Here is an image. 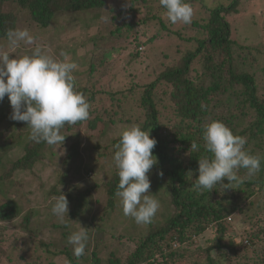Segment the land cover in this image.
Wrapping results in <instances>:
<instances>
[{"label": "trees", "instance_id": "16d2710c", "mask_svg": "<svg viewBox=\"0 0 264 264\" xmlns=\"http://www.w3.org/2000/svg\"><path fill=\"white\" fill-rule=\"evenodd\" d=\"M238 2L233 0L228 7L212 9L205 24H193L203 31L206 38L196 39L198 48L194 53L189 52L177 59V63L167 65L153 81L144 86L140 103L145 111L142 122L116 118L117 112L112 109V102H109L102 110L108 113L107 120L91 117L90 114L86 121L65 125L61 130L65 136L62 145L50 146L44 142L31 141L26 122L10 119L12 109L7 95L0 101V224H19L36 241L23 246L18 244V235L9 240L11 235L4 233L5 238L0 241V259L7 258L6 254L12 247L18 255L16 261L8 257L5 264H42L41 256H31L37 251L56 257L64 256L70 264H81L77 263L78 260L88 261L84 256L75 257L72 245L71 251L68 237L73 231L62 233L60 238L55 236L59 229L69 230L51 213L54 203L51 198L60 193L65 194L68 208L73 206V211L68 212L69 220L74 211L86 213L91 208L97 212L96 202L103 206L100 219L108 225L102 232L110 235L107 237L110 242L108 249L103 248L106 258L100 259L95 251L92 253L93 264H180L190 257L188 253L191 252L186 250L189 244L209 229L215 230L217 236L206 241V247L198 245L204 257L196 264H264V159L259 173L245 180L238 188L221 192L217 185L212 191L199 195L192 188L198 177V160L210 156L203 147L202 139L203 127L207 123L223 122L234 135L247 139L244 147L250 154L264 158V72L256 70L260 64V54L264 53V45L247 46L232 38L229 25L222 16L235 12ZM104 6L105 0H0V39L7 38V30L14 29L17 22H24L13 12L26 13L29 16L27 24L29 27L35 26L39 40L16 47L9 55L16 58L31 55L37 47L43 54L58 60L64 59L60 56L62 51L67 53L68 61L78 65L73 72L76 91L85 95L90 104L89 112H92L100 93L95 92L89 83L94 70L110 55L105 50L111 48L112 51H118L113 47L114 43L125 40L129 45V53L135 52L132 56L137 57L141 53L140 47L155 40L152 38L154 36L149 38V42L140 39L139 32L135 30L137 25L141 29L150 21L158 19L159 27L164 31L169 30L168 25L155 16H151L150 21L142 19L134 22L128 19V12L135 10L130 7L126 10V17L122 11L112 18L114 29L109 34L100 33L97 24L93 30L86 28L81 33L66 32L71 22L75 21L69 26L78 23V16L89 12L96 14ZM132 29L135 35L131 33ZM61 30L68 37V43H60L57 48H52L51 42L57 37L62 38ZM124 35H129L131 43ZM87 53L91 57L90 61L85 59L83 65L79 64V59L87 56ZM199 57L208 59L207 64L197 70L191 64ZM214 58L217 61L220 58L218 64L213 62ZM162 86L167 89L163 92L165 100L158 97ZM162 103L163 107L158 108ZM167 108L173 113V121L169 118L160 120L158 111ZM108 124L113 125L112 130L107 129ZM131 125L150 130V138L157 140L153 155L158 158V164L148 173L151 181L148 194L155 195L160 202L153 186L161 187L173 205L164 210H161V205L149 224H137L133 218L125 216L119 198L115 195L119 177L116 167L111 170L115 166L114 145L119 142L120 133ZM84 126L89 132L87 136L97 138L98 142L82 147V135H70V132H79L75 129ZM71 137L74 141L69 142ZM193 141L200 145V150L195 153L189 150ZM58 147L63 153L58 159L60 161L57 160ZM88 148L94 160L91 164L87 163L83 170L88 175L94 173L95 185L80 193L69 183L68 173L71 167L75 173L82 151ZM47 163H53L51 165L63 170L57 180H48L32 173V167L43 170ZM97 163L99 167L103 163L109 164V167L99 168ZM26 172L28 180L20 183L17 178ZM245 173L246 170L241 169L238 175L243 177ZM162 180H165V187ZM222 183L227 184V179H223ZM99 190H103L104 197L97 195ZM235 213L246 217L237 229V234L243 239L236 244L231 238L227 244H223L222 240L227 237L224 221L230 220L228 217ZM31 224L34 229H30ZM72 224L74 227L75 224ZM1 229L3 232L4 228ZM61 245L62 250H58Z\"/></svg>", "mask_w": 264, "mask_h": 264}, {"label": "rangeland", "instance_id": "374dc122", "mask_svg": "<svg viewBox=\"0 0 264 264\" xmlns=\"http://www.w3.org/2000/svg\"><path fill=\"white\" fill-rule=\"evenodd\" d=\"M232 1L233 0H187V2L191 4L194 12L192 22L188 25L182 23H170L165 15V10L159 5V0H146L138 2L136 0H105L104 8L96 12V14L95 12H89L78 16V23L69 26L71 23L75 22L73 21L66 27L67 33L77 31L81 33L86 28L93 30V28H95L97 24V28L99 25L100 33H103V35H105L106 33L109 34V32L114 29L112 18L116 17V15H118L122 11L125 15L124 17H126V10L130 7L135 8V10L128 12V19H131L134 22L141 21L142 19H147L148 21H150V17L155 16L160 18V20L162 19L163 22L169 27L168 31L162 30V28L159 27L158 19L153 20V22L150 21L146 27L141 29L137 25L135 27V30L139 32L140 39L147 42H149V38L151 36H154L152 38L155 39L152 43L146 44L145 47L143 46L144 49L140 50L141 53H139V56L137 55V57L132 56L133 54H135V52L133 54L129 53V45L125 43V40H117L114 43L113 47L115 49H118V51H112L110 50L111 48L105 50L107 51L105 53H110V55L103 61L101 66H98L96 70H94L91 82L89 83L92 85V88H94L95 92L100 93L99 95H97L93 111L90 112L91 117L97 116L99 118H102V120H107L109 118V115L108 113H104L102 111L103 108H105L103 106L108 105L109 102H112V109H115V111L117 112L115 115L116 118L122 117L123 120H131V122H142L144 119L143 113L145 111L142 110L140 103L143 90L145 89L144 86L153 81L159 71L161 72L162 70H164L167 65H173L177 63V59L185 56L189 52L194 53L198 48L196 39L200 38L201 40L206 38V36L205 34H203V31L199 30L198 26H195L193 24H205L210 17L209 13L212 9L218 6L228 7L232 3ZM13 13L16 14L19 20L24 21L17 22L14 29L26 28L29 30L30 34L33 35L34 42L39 40V33L38 30L34 28L35 26L29 27L27 24V18L29 16L26 13L19 11ZM92 14L94 15V18H92ZM222 17L228 23L229 32L231 33L233 39L247 46H260V44L264 45V0H239L236 11L232 13H225ZM83 23L86 26H84ZM59 32L60 35H62V38L57 37L55 40H53L51 42L52 48H57L60 43H68L69 39L67 36H65V32L63 30ZM92 33L95 34V31H92ZM131 33L133 35L136 34L133 29ZM175 33H178L179 36ZM88 34L91 35L90 33ZM129 35L124 36H126V38L128 39L127 41L131 43L130 37L133 36L130 35L129 37ZM25 45V43L20 42L19 46ZM262 47L264 48V46ZM4 48L6 49L5 51L9 52V54L13 53L16 50V48L13 49L9 47L7 38L0 39V51H3L2 49ZM79 48L83 49L82 47ZM208 51H210V49ZM260 55H262L260 56V64L259 67L256 68V70L259 71L260 69L262 72H264V58H262L264 56V53H261ZM96 56H98V51H96ZM90 58V55L87 53V56L83 58L81 57L79 59V64L83 65L82 62L85 59L90 61ZM207 59V57H205L204 59L203 57L202 59L200 57L196 58V60L191 64V67L199 70L200 66L202 67L203 65L207 64ZM219 61L220 58L218 59V61L217 58H214L213 60V62L217 64ZM83 83L85 84V82ZM166 91V87L162 86L158 91V97L164 99L163 92ZM110 92L112 93L111 95H109ZM163 105L164 103H162V105L158 108L163 107ZM158 113L161 121H164L166 118H169L172 121L175 119L174 116H172L173 113L170 108H167L166 110L162 109L158 111ZM117 120L118 119H116V121ZM112 128V124L107 125V129L112 130ZM75 130L79 132H70V135H77L78 133H80L82 135V139L80 138L81 142L83 143L82 147L91 146L92 144L98 142L97 138L87 136L89 132L85 126ZM72 140L74 141L73 137H71L69 142ZM81 149L83 150L84 148ZM20 153L21 152H19L18 154ZM62 155L63 153L59 148L57 151V160L62 157ZM184 157L185 156L182 155L183 160H185ZM93 160L94 159L92 156V151L90 148H88L86 149V151H82L81 161L79 162L78 167L75 169V173L72 167L69 170V183L73 184L76 187V191L80 193H82L85 189H88L95 185L93 180L94 173H91V176V174L88 175V173L83 170V167L87 163L91 164ZM51 164L47 163L45 166L46 168H44L43 170H40L37 166H34L32 167L31 171L32 173H36L42 178H47L48 180H53V178H55L57 180L58 176L62 173L63 170L60 167H56ZM101 167L107 169L109 167V164L103 163ZM114 167L115 166H113L111 170L114 169ZM27 173L28 172L18 177L17 180L20 183L28 180ZM162 183L165 187V180H162ZM153 189L155 190L157 196L160 198V205H162L161 210H164V208L166 207L173 206L171 205L169 198L164 195L163 188L153 186ZM103 194H105L103 190H99V192H97V195H101L102 197H104ZM22 206L25 210L26 207L24 203L22 204ZM30 207L33 206L31 205ZM102 207L103 206L100 202H96L97 212L96 210H92L91 208L86 213L81 211H74L71 219L68 221L67 218H65V221L63 222V224L67 225L69 230L59 229L56 231L55 236L57 238H60L62 233L64 232L78 231L79 225L86 229H89V240L86 246L88 250H85L86 254L84 255V259L86 257L88 261L78 260L77 263L93 264L91 261V255L94 251L97 253V257H99L100 259L106 258V253L103 251V248L108 249L107 245L110 241L107 237H109L110 235H108L106 232H102V230L107 229L105 225H108L100 219L101 212L103 211ZM70 211H73V206H70L68 208L69 213ZM251 213L252 212H250L249 214ZM228 218L230 220L226 219L224 221L227 231V237L222 240V243L227 244L228 239L233 238L235 243L237 244L241 239H243L240 234H237V229L242 226L241 223L245 221L246 217L235 213ZM19 222H21V220H19ZM72 223L75 224L74 227ZM32 224L30 226V229L35 228ZM2 227L6 232H2ZM4 233H8L11 235L9 237V240L15 235H18V237H16V239H19L18 244L23 246L28 243L36 242L34 239H32L30 233L23 231L20 228L19 224H0V241L3 240L2 238H5V236L3 235ZM132 233L135 235L134 232ZM216 236L217 235L215 234V230L209 229L198 238H196V240L194 239L195 242L189 244L188 248L186 249L191 252V254L188 253V256L190 257L181 261L180 264H196L197 262H199L200 258L204 257V253H202L203 251L201 250V248L198 249V245H201L202 247L204 245V247H206V241H210ZM136 241L137 240H135V242ZM69 247L72 251V246L69 245ZM223 247L225 248L226 246L223 245ZM62 248L63 246L61 245L58 247V250H62ZM13 249L14 247L9 250V252L6 254V257H10L12 261H16L18 259V255L14 253ZM213 254L215 255L216 253L213 252ZM31 256L34 258L41 256L42 264H66L67 261L64 256L56 257L53 255L45 254L41 251H37ZM7 258L4 257L0 259V261H2L0 262V264H5Z\"/></svg>", "mask_w": 264, "mask_h": 264}, {"label": "clouds", "instance_id": "9594fccd", "mask_svg": "<svg viewBox=\"0 0 264 264\" xmlns=\"http://www.w3.org/2000/svg\"><path fill=\"white\" fill-rule=\"evenodd\" d=\"M159 5L170 23L188 25L192 22L194 12L187 0H159ZM6 37L13 49L19 47L20 42L34 43L33 35L26 28L9 29ZM60 56L64 59L45 55L39 47L31 55L19 58L0 51V101L7 95L12 109L10 119L26 122L31 141L50 146L62 145L65 136L61 130L65 125H75L90 116L89 102L82 92L76 91L73 72L78 65L69 62L65 52L62 51ZM202 139L210 156L198 160V177L192 185L198 195L212 191L217 185L221 192L238 188L261 170L264 158L250 154L244 147L247 139L234 135L223 122L205 124ZM156 144L157 140L150 138V130L131 125L120 133L119 142L114 145L113 160L119 177L115 195L119 198L123 214L133 218L137 224L151 223L161 206L155 195L148 194L151 187L148 173L158 164V158L153 155ZM189 150L198 152L200 145L193 141ZM241 169L246 170L243 177L238 175ZM225 178L227 184L222 183ZM51 199L54 201L51 213L62 223L65 218L69 221V202L65 194L60 193ZM88 232L89 229L79 225V230L68 237L77 258L86 254ZM66 264L70 262L66 261Z\"/></svg>", "mask_w": 264, "mask_h": 264}, {"label": "bare ground", "instance_id": "6f19581e", "mask_svg": "<svg viewBox=\"0 0 264 264\" xmlns=\"http://www.w3.org/2000/svg\"><path fill=\"white\" fill-rule=\"evenodd\" d=\"M129 48V47H128ZM115 66V65H114ZM103 68V67H102ZM65 157V156H64ZM32 165V164H31ZM51 238V237H50ZM149 247H151V246H149ZM55 251V250H54ZM93 259V258H92ZM112 260V259H111Z\"/></svg>", "mask_w": 264, "mask_h": 264}, {"label": "built area", "instance_id": "2783aa9c", "mask_svg": "<svg viewBox=\"0 0 264 264\" xmlns=\"http://www.w3.org/2000/svg\"><path fill=\"white\" fill-rule=\"evenodd\" d=\"M142 49H143V47H140V48H139V50H142ZM245 243H246V242H245Z\"/></svg>", "mask_w": 264, "mask_h": 264}]
</instances>
